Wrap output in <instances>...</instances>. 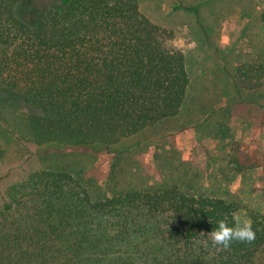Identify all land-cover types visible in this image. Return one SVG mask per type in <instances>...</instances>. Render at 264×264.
<instances>
[{
    "label": "trees",
    "instance_id": "16d2710c",
    "mask_svg": "<svg viewBox=\"0 0 264 264\" xmlns=\"http://www.w3.org/2000/svg\"><path fill=\"white\" fill-rule=\"evenodd\" d=\"M20 2L0 0V97H9L0 98V118L12 135L55 150L109 149L180 114L185 57L139 0H66L34 26L17 15ZM235 80L258 91L264 68L239 65ZM259 158L238 156L236 168L264 167ZM238 211L177 185L94 200L68 172L41 170L4 191L0 264H263L264 209L250 216L252 240L212 243L218 221L235 226Z\"/></svg>",
    "mask_w": 264,
    "mask_h": 264
},
{
    "label": "rangeland",
    "instance_id": "374dc122",
    "mask_svg": "<svg viewBox=\"0 0 264 264\" xmlns=\"http://www.w3.org/2000/svg\"><path fill=\"white\" fill-rule=\"evenodd\" d=\"M65 2L21 0L16 12L34 26L43 9ZM139 2L152 22L173 32L171 46L185 57L190 87L180 114L109 149L80 150L24 141L0 118V203L6 188L29 174L63 170L94 200L125 188L177 185L236 203L238 222L249 223L252 212L264 209V167L238 170L236 159L264 153V80L260 90L248 91L236 86L235 76L242 64L264 68V0ZM9 101L14 109H25Z\"/></svg>",
    "mask_w": 264,
    "mask_h": 264
},
{
    "label": "clouds",
    "instance_id": "9594fccd",
    "mask_svg": "<svg viewBox=\"0 0 264 264\" xmlns=\"http://www.w3.org/2000/svg\"><path fill=\"white\" fill-rule=\"evenodd\" d=\"M214 246L228 248L234 240L250 241L254 238L251 225L247 222L236 223L235 226H229L226 220H219L217 227L210 233Z\"/></svg>",
    "mask_w": 264,
    "mask_h": 264
}]
</instances>
